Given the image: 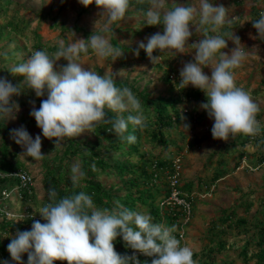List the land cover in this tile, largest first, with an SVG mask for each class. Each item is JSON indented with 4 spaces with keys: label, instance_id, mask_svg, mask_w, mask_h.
I'll return each instance as SVG.
<instances>
[{
    "label": "rangeland",
    "instance_id": "374dc122",
    "mask_svg": "<svg viewBox=\"0 0 264 264\" xmlns=\"http://www.w3.org/2000/svg\"><path fill=\"white\" fill-rule=\"evenodd\" d=\"M0 2V77L7 78L13 85L19 84L23 77L13 76L8 70L15 64L25 62L34 51L47 50L36 48V42L52 46L72 43L75 39H87L95 30L97 34H104L113 44L115 38L123 47L124 55L115 61L98 57L91 49L87 54H82L78 61L84 67L104 75L106 72L113 74L116 82L124 81L133 86L139 92L148 93L153 99L181 97L177 107L180 111H188L185 120L176 127L164 131V137L174 139L182 147V151L176 153L175 144L154 142L143 138L142 152L152 159L157 157L177 156L182 164V182L193 183L189 197L193 202V217L191 221L182 226V217L172 218L170 208L163 205L166 190L165 184L158 183L154 187L157 192V205L162 218L159 222L166 227L174 228V235L181 240L182 245L192 248L197 256L194 260L197 264L205 261L211 264H244V251H258L261 232L264 228V37H258L253 21L259 19V14L264 12V0H209L214 6L223 5L228 8L229 15L235 17L232 23L224 25L218 33L234 32L240 43L246 48L247 59L242 66L234 70L237 86H242L250 93L254 101L259 105L260 112L257 120L261 124V132L258 138L252 142L241 143L245 135H237L228 141L217 140L212 137L211 129L214 121L209 118L207 112L200 105L207 102L204 92L199 100L190 99L186 93L194 88L189 85L182 88L179 84V72L184 63L193 59L194 49L187 46L184 54H176L174 50H159L153 52V56L161 55V59L155 64L149 59L143 49H138L139 42L147 43V38L156 32H163V26H148L145 23L147 10L132 6L128 9L125 19L111 25V32L102 33L104 20L100 17V9L93 3L85 8L79 0H1ZM198 0H168L167 7L171 8L175 3L187 5ZM151 6V5H150ZM149 6V7H150ZM18 22V23H17ZM97 22V24H96ZM13 23V27L8 24ZM198 23V17L193 24ZM19 27V30H18ZM79 28V29H78ZM189 39V44L203 38V32L195 31ZM228 39L229 37H225ZM228 47L224 49L230 54L236 46L232 40L227 41ZM114 45V44H113ZM115 46V45H114ZM139 50V55L136 51ZM53 53V52H51ZM50 53V54H51ZM68 62L61 58L57 61V69L66 66ZM205 74L211 75V69L205 68ZM120 73V75H119ZM169 76V80L166 79ZM142 105L144 115L146 112L141 97L136 96ZM19 106L16 119L0 121L12 129L24 126L29 134L35 138L41 136V152L46 157L43 160H32L21 156L24 149L19 145L18 159L23 163L24 169L30 171L36 180L35 193L30 199L20 198L17 193L4 205V212L10 218L25 215V207L29 206L32 213L39 215V208L47 203L48 191L45 188L47 179L56 174L60 166L64 167L67 177H71V167L74 162L82 161L79 157L67 156L65 148L67 140L62 147L55 149L54 140L44 138L37 127L34 117L30 115L33 108H39L44 97H36L34 91L25 89L20 96L12 98ZM128 112L116 113L125 118ZM126 119V118H125ZM191 125L186 130L183 126ZM145 130V129H144ZM3 132L0 134L2 144ZM81 140L100 142L103 140L94 128L82 133ZM193 145V147L191 146ZM14 150V149H13ZM105 158L111 163H123L128 157L108 152L101 148ZM132 162L138 161L133 156ZM141 163V162H140ZM239 166L236 167V164ZM143 165H140V170ZM150 170V169H148ZM217 171L225 174L215 182L212 181ZM97 179L110 190L124 189L123 177L118 176L114 170L100 171ZM17 185V183H15ZM4 185L0 184V191ZM167 187V186H166ZM122 191L121 195H125ZM137 194V193H136ZM149 199L145 203L138 204V212L151 214ZM250 205V208L247 207ZM0 210V221H2ZM225 211H235L236 215L226 223L221 222ZM213 222H216L213 224ZM185 232L184 238L180 237ZM213 250L212 258L208 253ZM138 254V251H136ZM137 254V255H138ZM145 256V255H144ZM146 260L138 259L139 264H151L154 257L145 256ZM148 258V259H147ZM255 264V261H251Z\"/></svg>",
    "mask_w": 264,
    "mask_h": 264
},
{
    "label": "clouds",
    "instance_id": "9594fccd",
    "mask_svg": "<svg viewBox=\"0 0 264 264\" xmlns=\"http://www.w3.org/2000/svg\"><path fill=\"white\" fill-rule=\"evenodd\" d=\"M79 3L85 8L94 3L101 10L102 33L111 32L112 24L123 21L130 6V0H79ZM167 3L168 0H150L145 23L162 25L163 32L148 37L146 44L139 42L138 49H143L155 64L161 55L153 56L154 51L174 50L176 54H184L190 45L194 49L193 59L181 68L179 84L183 89L191 85L204 92L207 102L200 107L214 121L212 137L228 141L237 135L260 134L262 126L256 118L260 107L249 92L237 86L234 75V70L248 57L246 48L234 32L209 34L218 33L235 17L229 15L225 6H214L209 0L187 5L175 3L171 8ZM197 17L198 23L194 25ZM190 26L196 32H203V38L191 44ZM253 27L258 37H264V12L253 21ZM228 40L236 45L230 54L223 51L228 47ZM90 49L98 57L112 61L124 55L106 35L97 34L95 25L87 39H75L67 45L61 42L51 54L46 50L34 51L25 62L13 65L8 71L23 80L13 85L7 78L0 77V121L16 119L20 106L12 98L30 89L38 98L46 95L38 109L33 106L30 115L43 137L54 140L55 149L62 147L66 138H76L98 123L111 124V130L119 138L134 142L135 136L124 137L123 134L129 123L140 128L146 126L141 102L130 88L118 87L112 73L100 75L78 62ZM61 58L68 63L57 69ZM205 68L211 69L210 76L205 74ZM107 110L129 115L127 119L122 116L113 119L107 116ZM183 127L187 130L189 125ZM10 136L24 149L21 156L36 161L46 157L41 152L40 135L33 139L21 126L12 129ZM84 178L80 162H74L70 177L73 187H79ZM48 197L49 202L41 206L38 213L44 223L34 220L31 230H17L7 246L15 264H24L25 253L27 264H129L130 260L139 264L135 256H122L115 250L113 242L118 236L127 247L154 257L151 264H197L192 248L182 245L173 234L174 228L154 223L149 214L130 210L119 201L112 209L98 208L84 192L57 200L56 190L50 187ZM0 264H9V261L3 260Z\"/></svg>",
    "mask_w": 264,
    "mask_h": 264
},
{
    "label": "trees",
    "instance_id": "16d2710c",
    "mask_svg": "<svg viewBox=\"0 0 264 264\" xmlns=\"http://www.w3.org/2000/svg\"><path fill=\"white\" fill-rule=\"evenodd\" d=\"M0 2L2 1L0 0ZM132 6L147 10L150 6V0H130L129 8ZM8 25L15 28L13 27V23H9ZM113 44L123 48L115 38L113 39ZM34 46L42 49L47 48L49 53L55 52L59 48V45L47 47L48 45H42V43L38 42H36ZM166 79L169 80V76H167ZM116 84L121 88H130L136 96L141 97L146 112V126L140 128L131 123L128 124L127 130L123 135L124 137L135 136V141L132 143H129L126 139L119 138L111 130V124L106 123H98L94 129L101 137L103 136L104 142H107V145H103V140L98 143L96 141L81 140L79 136L76 138H66L67 146L65 148V154L67 156L80 158L83 166L82 170L85 172V178L80 181L79 187L74 188L71 179L66 175L64 167L60 166L59 169H57L56 174H53L54 169L50 167L52 175L47 179L45 188L47 191L50 187L54 188L57 192V200L84 192L92 197L94 204L98 208L112 209L115 207V202L119 201L124 207L138 212V204L145 203L146 200L149 199L148 204L151 209L153 220L159 222L162 218V214L157 205L158 197L157 192H154V187L156 188L161 181V183L165 184L166 194L168 193V187H166L168 182L166 180L168 175L174 171V159L177 156L164 158L157 157L156 159L148 157L145 152H142L143 138L164 144L171 142L172 144H175L176 153L181 152L182 147L174 139L171 138L169 140L165 138L164 131L170 130L181 124L188 116V111L186 110L182 112L177 107V105L182 102L181 97L153 99L150 94L139 92L133 86L128 85L127 82L118 81ZM202 93L201 90L192 88L186 93V96L190 99L199 100ZM128 115L129 113L125 115L126 119ZM107 116L114 119L118 115L115 112L107 110ZM189 127L192 128L191 125H189ZM11 130L12 128L10 127L0 125V134L3 132L2 144L0 145V170L6 173L15 169L24 168L23 163L18 159L19 145L15 143L14 139L10 136ZM255 138H258V135H245V139H243L241 143L252 142ZM191 146L193 147V145ZM101 148L106 149L111 154L114 152L119 156H126L128 159L123 163H111L105 158V155L101 152ZM134 155L137 156L138 159L136 163L132 162L131 159ZM262 162H264V151ZM141 164L143 165V169L138 172ZM238 166L239 163L236 164V167ZM107 169H112L118 176L123 177L124 183H127L124 189H118L115 191L107 189L97 179L100 171H105ZM224 174V171H217L213 176L212 181L215 182L223 177ZM15 183L18 184V181L9 178L8 176L0 177V184L4 185L0 191V195L4 188H11ZM192 187L193 183L189 182L185 183L182 186V189L186 192H190ZM21 191L25 199L30 198L27 189L22 188ZM122 191H126L123 196L121 195ZM8 201L9 199H5L3 204L5 205ZM48 202L49 199L47 203ZM248 208H250V205L247 209ZM169 211L172 218L182 216V212L179 210L172 211L170 209ZM1 213L3 219L0 221V261L7 260L9 261V264H15V262L11 260V256L7 251L8 244L11 242V239L15 237L17 230L21 232L31 230L33 221L39 219L29 217L26 219H20L21 221L17 222L18 220L10 218L5 212L1 211ZM235 215V211H225V216L221 219V222L226 223ZM39 221L42 223L41 220ZM215 223L216 222H213V224ZM113 243L115 250L122 256H134L135 251L126 246L121 236H118ZM259 246L260 249L256 252H252L250 255L249 251H244V264H251L250 262L252 260L255 261V264H264V228L261 232ZM212 255L213 250H210L208 258L211 259ZM196 256L197 254L195 253L193 259ZM143 258L146 260V257L143 254L136 256L137 260ZM27 259V253L23 254L22 260L24 264H27ZM57 264H60V262H57ZM129 264H133V261L130 260ZM204 264H211V262L210 260L205 261Z\"/></svg>",
    "mask_w": 264,
    "mask_h": 264
},
{
    "label": "built area",
    "instance_id": "2783aa9c",
    "mask_svg": "<svg viewBox=\"0 0 264 264\" xmlns=\"http://www.w3.org/2000/svg\"><path fill=\"white\" fill-rule=\"evenodd\" d=\"M8 176L9 178L15 179L18 181L17 185H14L11 188H4L1 192L0 195V210L4 212V204L3 201L5 199H11L13 194L17 193L20 198H24V195L21 191L22 188L27 189L28 194L31 196L35 193V188H36V180L34 178V175L24 169H15L13 171H10L9 173L3 172L0 170V177H6ZM167 187H168V193L165 196V199L163 200V205L168 206L172 211L173 210H179L182 212V226L184 227L187 225L192 217H193V202L189 198V193L184 191L182 189L183 182H182V164L181 160L179 158L174 159V171L170 173L167 177L166 180ZM30 199V198H28ZM25 215L20 216L17 218L13 217L16 220L20 219H26L29 217L32 218H37L44 223L42 217L40 215H35L34 213L31 212L29 206L25 207ZM185 232H181L180 237L184 238ZM138 253L135 251L134 256H138ZM61 264V262H60Z\"/></svg>",
    "mask_w": 264,
    "mask_h": 264
}]
</instances>
